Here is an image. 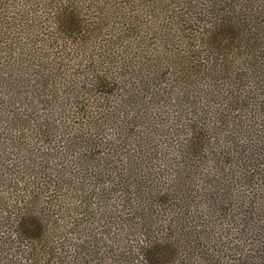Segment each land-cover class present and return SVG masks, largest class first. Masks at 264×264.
<instances>
[{
  "label": "trees",
  "instance_id": "1",
  "mask_svg": "<svg viewBox=\"0 0 264 264\" xmlns=\"http://www.w3.org/2000/svg\"><path fill=\"white\" fill-rule=\"evenodd\" d=\"M0 264H264V0H0Z\"/></svg>",
  "mask_w": 264,
  "mask_h": 264
}]
</instances>
